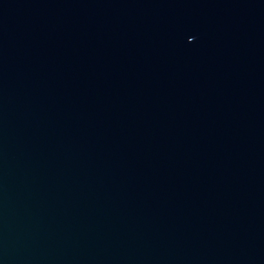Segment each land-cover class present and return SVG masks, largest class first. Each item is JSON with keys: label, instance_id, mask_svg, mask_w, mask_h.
I'll list each match as a JSON object with an SVG mask.
<instances>
[{"label": "water", "instance_id": "95a60500", "mask_svg": "<svg viewBox=\"0 0 264 264\" xmlns=\"http://www.w3.org/2000/svg\"><path fill=\"white\" fill-rule=\"evenodd\" d=\"M0 264H264V0H0Z\"/></svg>", "mask_w": 264, "mask_h": 264}]
</instances>
